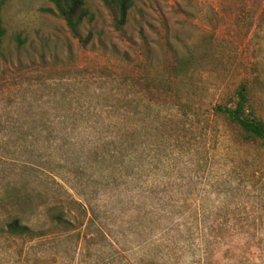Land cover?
<instances>
[{
	"label": "rangeland",
	"instance_id": "1",
	"mask_svg": "<svg viewBox=\"0 0 264 264\" xmlns=\"http://www.w3.org/2000/svg\"><path fill=\"white\" fill-rule=\"evenodd\" d=\"M85 2V47L51 0L1 11L0 264H264V154L212 114L247 79L264 121V0Z\"/></svg>",
	"mask_w": 264,
	"mask_h": 264
},
{
	"label": "trees",
	"instance_id": "2",
	"mask_svg": "<svg viewBox=\"0 0 264 264\" xmlns=\"http://www.w3.org/2000/svg\"><path fill=\"white\" fill-rule=\"evenodd\" d=\"M115 15V26L121 29L128 22L129 12L133 7L132 0H99ZM58 16L65 21L66 26L82 47L91 40V36L83 37L79 28L84 23L93 21V17L86 7L85 0H51ZM5 0H0V53L6 35V29L1 17ZM191 65V60H179L174 64L176 75H182ZM214 118L223 120L231 132L232 142L239 147H251L264 154V121L257 116L252 82L243 79L237 87L225 96L212 109ZM83 214L87 217V210L81 206ZM51 220L57 227L66 231H73L75 224L67 220L62 213L51 215ZM81 225V224H80ZM4 231L12 238L35 241L46 236L42 230H35L25 225L18 216H11L3 224ZM68 231V232H69ZM207 257L206 254L202 255Z\"/></svg>",
	"mask_w": 264,
	"mask_h": 264
}]
</instances>
